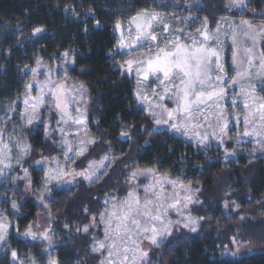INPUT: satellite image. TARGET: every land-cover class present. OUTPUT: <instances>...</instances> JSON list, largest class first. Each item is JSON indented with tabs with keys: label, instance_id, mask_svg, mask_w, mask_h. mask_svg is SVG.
<instances>
[{
	"label": "snow or ice",
	"instance_id": "6c2138e0",
	"mask_svg": "<svg viewBox=\"0 0 264 264\" xmlns=\"http://www.w3.org/2000/svg\"><path fill=\"white\" fill-rule=\"evenodd\" d=\"M248 6L246 0H227L218 10L227 8L244 12ZM64 12L66 15L71 13L75 19L83 15L85 33L89 18L94 20L97 28L100 26V21L95 19L94 8L80 13L74 6L66 5ZM251 15L252 19L229 21L226 29H223V17L218 20H210L209 16L185 17L192 23L203 21L194 31L187 24L174 25L169 21L179 19L175 14L169 17L166 12L156 11L155 8L136 11L126 23L117 19L113 25L116 43L108 50V56L115 61L122 77L135 79L132 96L137 114L143 112L147 117V126L136 129L135 125H126L116 139L134 140V131L145 134L166 131L172 138H185L198 152L208 149L215 142L225 162H230V158L242 151L236 145L244 137L258 138L264 149V96L256 95L257 84L253 83L259 78V91L264 92V50L257 49V44L264 42V23H255L257 16L264 19V11H253ZM211 23H215L214 28ZM17 29L19 34L15 36L14 44L7 47L0 45V59H10L16 47L35 42L33 38H39L46 31L42 25L34 26L25 37L19 25ZM7 35L9 33L5 32L0 40ZM225 41L231 42L229 47L232 49L234 73L231 76L224 63ZM77 56L78 53L69 48L55 57L60 61L55 66L46 64L40 56L33 58L34 67L29 64L18 66L20 73L23 76L30 73L31 79L24 83L22 94L15 101L0 106L7 109L0 116V183L10 184L0 194V201L10 204L11 215L22 220L20 209L26 200L20 202L9 197L8 193H14L19 182L25 184L26 192L35 191L30 170L42 173L39 181L42 191L36 197L41 211L23 231L19 223L9 219L6 211H0V253L4 254V264H38L34 256L22 259L20 251L11 247L9 238L13 235L21 243L46 242L41 255H51L55 247L52 236L55 230L51 226L54 210L49 207L46 194L51 192L53 181L78 187L84 182L96 185L103 180L100 185L103 189L107 181L112 180L108 172L113 163L110 140L106 141L108 151L103 156L98 160H89L91 153L87 145L97 144L98 141L80 139L78 144L73 145L69 139H78L82 134L87 136V132L82 133V130L87 129L88 105L92 103L85 84L70 83L72 75L69 68H75ZM117 56L122 59L117 61ZM4 70H7L6 67ZM41 76L43 80L39 78ZM16 120L19 124L13 123ZM115 122L124 123L119 115ZM40 125H43L45 141L59 144L58 148L52 149L57 155H46L44 151L36 154L25 136L16 135L18 128H25L31 134L32 128H39ZM73 126L76 131L70 132ZM172 151L174 149L170 148L169 152ZM211 162H219V158ZM204 167V164L193 165L201 175ZM14 171L16 175H11ZM121 175L125 178L126 187L112 185V191H101L89 201L99 204L100 208L92 212L89 207H84L83 213L88 222L75 226L77 233L90 237V248L86 245V249L93 255L98 254L97 258L102 257L99 264H151L148 251L142 247L145 242L159 247L180 228L197 232L201 222H210L211 217L207 214L193 215L190 207L197 205L202 208L208 203L197 195L204 193L199 181L194 185L192 182L185 183V176L173 179L171 173H161L159 165L122 170ZM105 177L107 180H104ZM230 196L231 192H223V208L238 211L240 204L227 198ZM173 213L175 219L172 218ZM244 218L240 216L241 220ZM63 227L70 229L72 226L65 223ZM97 229H102V238L95 234ZM231 242L234 245L238 243L235 236ZM47 264H59V260L50 258ZM81 264L87 262L81 261Z\"/></svg>",
	"mask_w": 264,
	"mask_h": 264
},
{
	"label": "trees",
	"instance_id": "16d2710c",
	"mask_svg": "<svg viewBox=\"0 0 264 264\" xmlns=\"http://www.w3.org/2000/svg\"><path fill=\"white\" fill-rule=\"evenodd\" d=\"M178 3L186 5V8L175 6ZM226 3L227 0H155V3L153 0H0V36L5 32L9 33L0 40V45L7 47L15 43V36L19 34L17 25L25 37L34 26L42 25L46 29L39 38H33L35 42L16 47L10 59H0V106L15 101L22 94L24 83L31 79V74L23 76L18 66L29 64L34 67L32 61L36 56L42 57L46 64L52 63L55 66L60 62L55 57L65 49L71 48L78 56L75 68H69L72 75L70 83L85 84L92 97V103L88 105V126L91 138L98 143L89 146L88 152L91 155L88 159L98 160L103 156L108 151L106 141H111L112 148L113 163L108 168L112 180L107 181L103 189L100 186L104 183L103 180L96 185L84 182L78 187L71 185L61 189L57 184L50 185L52 190L46 195L49 207L54 210L51 226L55 230L52 233L55 247L50 256H44L41 252L46 248V242L21 243L19 238L13 235L9 238L11 247L20 251L22 259L32 255L38 264H47L50 258L58 259L59 264H81V261L99 264L102 257L97 258L98 254L93 255L86 249V245L90 248V237L75 231L76 225L88 222L83 208L89 207L95 212L100 205L89 201L101 191H112V185L126 187L125 178L121 175L122 170L131 171L135 168L159 165V171L171 173L173 179L185 176L184 182H192L194 185L199 181L204 193L197 195L200 200H207L208 203L202 208L191 205L192 214H207L211 220L209 223L201 222L197 232L184 228L174 231L159 247H154L148 252L151 264H264V149L260 144L251 142L249 137L242 138V142L236 145L242 151L230 158V162H225L215 143L198 152L185 138H172L166 131H149L147 134L134 131V140L116 139L121 128L126 125H135L136 129L146 127L147 117L143 112L137 114V105L132 96L135 79L122 77L115 61L108 56V50L116 43L113 32L115 21L122 19L126 23L128 17L142 8H155L156 11L166 12L168 16H209L210 20H218L221 17L233 20L252 19L253 11H264V0H246L249 6L244 12L227 8L218 10ZM190 4L193 6L189 7ZM66 5L74 6L80 13L86 12L90 7L94 8L95 19L100 21V26L97 28L94 20L89 18L88 31L85 33V25L82 23L84 16L75 19L71 13L66 15ZM214 8L217 10L213 11ZM202 22L197 20L198 27ZM255 23L262 24L264 19L257 16ZM210 26L214 28L215 23ZM121 59L120 56L116 57L117 61ZM39 78L44 79L43 76ZM257 91L258 96H264V92L259 89ZM20 108H23L22 104ZM5 111L6 108L0 107V116H3ZM118 115L123 124L115 122ZM13 123L19 124V120ZM240 130L243 131V128ZM9 133L11 134V129ZM16 135L25 136L36 154L44 151L46 155H57L52 149L58 148L59 144H53L51 140L45 141L43 125L39 128L33 127L31 134L25 128H18ZM57 137L59 138V134ZM170 148L174 151L169 152ZM217 158L219 162H211ZM195 164L205 165L203 175L193 168ZM30 171L35 182V191L26 192L25 184L19 182V187L14 193H8L9 197L20 202L26 200L20 209L23 219L11 215L10 204L0 201V211H6L9 219L19 223L21 231L41 211L36 197L42 191L39 183L42 173ZM12 175H16V172H12ZM104 180H107V177ZM9 187L10 184L0 183V194ZM224 191L231 192L228 199L236 200L240 204L238 211L223 208L221 198ZM218 200L220 202H217ZM241 215L245 217L243 220L240 219ZM65 223L72 227L65 229ZM94 232L98 238L102 237V229ZM233 236L238 242L235 245L231 242ZM240 246H251L254 249L240 250ZM0 264H4L3 253H0Z\"/></svg>",
	"mask_w": 264,
	"mask_h": 264
},
{
	"label": "rangeland",
	"instance_id": "374dc122",
	"mask_svg": "<svg viewBox=\"0 0 264 264\" xmlns=\"http://www.w3.org/2000/svg\"><path fill=\"white\" fill-rule=\"evenodd\" d=\"M191 5V4H190ZM175 6H180L181 8H186V5H181V4H176ZM178 14H180V13H178ZM171 16V15H170ZM169 16V17H170ZM179 19H177V20H175V21H169V22H171V23H173L174 25H176V26H182V25H184V24H187V25H189V27H190V30L191 31H194L197 27H198V25H197V20H196V22L195 23H192L190 20H185L184 18L185 17H196V15L195 14H185V15H182V16H177ZM229 21H233V19H230V18H224V21H223V29H226L227 27H228V22ZM235 21H239V20H235ZM230 41H225V52H224V63H225V68L227 69V71H228V75L229 76H231V75H234V73L232 72V69H230V67L232 68V59H231V56H232V49H231V47H229V45H230ZM262 43H264V42H262ZM262 43H258L257 44V49L258 50H263V48H264V46H262ZM127 58V57H126ZM253 83H255V84H257V90L259 89V87L261 86L260 85V82H259V78H256L255 80H253ZM258 91L256 92V95L258 96ZM259 97V96H258ZM229 99H231V93H229ZM45 119H48L47 117H45ZM89 124L87 123V129L86 130H82V133H83V131H86L87 132V136H84L83 134L77 139V138H72V137H69V139H70V141H71V143L73 144V145H76V144H78L79 143V140L80 139H92L91 138V135H90V133H89V126H88ZM69 131L70 132H75L76 131V127L75 126H73L72 128H70L69 129ZM249 140L251 141V142H253V143H255V144H259L258 143V138H255V137H249ZM215 142H213V144H214ZM90 145H92V144H89V145H87V150H88V148H89V146ZM107 163V162H106ZM73 167V166H72ZM136 169V168H135ZM134 170V169H133ZM11 175H12V173H11ZM52 184H57L58 186V188H68L69 186H71V184H65V183H63V182H60V183H58L57 181H53L52 182ZM172 218L173 219H175L176 218V216H175V214L173 213L172 214ZM102 235H103V233H102ZM102 238V237H101ZM166 240V239H165ZM142 247H143V249L145 250V251H150L152 248H154V247H156V246H153V245H151V244H149V243H147V242H145L143 245H142ZM240 250H252V249H254V247H251V246H248V247H244V246H240V248H239Z\"/></svg>",
	"mask_w": 264,
	"mask_h": 264
}]
</instances>
